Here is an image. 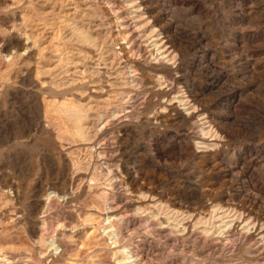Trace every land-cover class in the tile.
<instances>
[{
  "label": "rangeland",
  "instance_id": "obj_1",
  "mask_svg": "<svg viewBox=\"0 0 264 264\" xmlns=\"http://www.w3.org/2000/svg\"><path fill=\"white\" fill-rule=\"evenodd\" d=\"M140 1L138 21L130 0H0V250L20 264H119L126 245L98 223L87 235L109 194L125 213L126 244L147 264H264L251 225L220 250L209 237L230 221L227 206L264 223V0ZM155 30L173 41L175 64L149 54ZM123 31L139 57L120 51ZM158 76H177L173 91L194 99L211 135L199 116L181 120L184 105L168 106L175 94L159 95ZM203 140L214 143L206 153ZM100 142L110 172L94 151ZM135 194L162 207L132 205ZM150 211L155 229L142 221Z\"/></svg>",
  "mask_w": 264,
  "mask_h": 264
},
{
  "label": "bare ground",
  "instance_id": "obj_2",
  "mask_svg": "<svg viewBox=\"0 0 264 264\" xmlns=\"http://www.w3.org/2000/svg\"><path fill=\"white\" fill-rule=\"evenodd\" d=\"M120 2V1H119ZM109 5L112 7V6H115L114 4H112L111 2H108ZM109 6V8H110ZM117 7V6H116ZM128 8H132L133 11L132 13H137V16L134 18H137L138 21L139 20H143V11L145 10L143 7H142V1L140 0H130L129 2V5L127 6ZM113 8V7H112ZM114 14L113 15H117L118 18H119V12L117 13V11H114V9H111ZM111 11V12H112ZM131 15V14H130ZM133 15V14H132ZM142 16V17H141ZM115 17V16H114ZM133 18V17H132ZM120 19V18H119ZM103 20V19H102ZM22 21V20H21ZM119 22V21H118ZM123 24V23H122ZM143 24V23H142ZM147 26V23L144 24ZM143 25V26H144ZM119 26V25H118ZM140 26V25H139ZM127 27V26H126ZM125 27V28H126ZM122 28L121 30H123V27H120ZM161 30V29H160ZM120 36L122 37V40L123 41H126V45H123V46H119L120 47V51L121 52H128L130 54V57L132 56H136V57H139L137 56L136 54L140 55L141 52L143 51L142 48H138V51L135 53L134 52V49L136 48L135 44L133 42H131L130 40L132 38H130L129 34L126 35L125 32H120ZM166 33H160V34H156V30L155 32L153 31V33H150V35H146L145 36V43L147 44L148 48L150 50H148L149 54L151 56H154L155 59L158 58L159 62H164V65L165 63L166 64H175L176 61H175V58H176V53H175V50H174V44H173V41L170 40L166 35L165 36H161L160 35H164ZM117 35V34H116ZM143 39V38H142ZM123 44V42H122ZM24 48H26L27 50L29 49V46H27L26 44H21ZM119 45V44H118ZM117 45V46H118ZM145 45V44H144ZM21 47V46H20ZM9 50V49H8ZM121 55H124V54H121ZM135 57V58H136ZM141 57V56H140ZM123 58V57H122ZM129 62V61H128ZM133 62V61H132ZM131 62V63H132ZM130 64V63H129ZM163 64V63H162ZM126 67V66H125ZM167 66H165L166 68ZM128 70H129V73L128 75H133L132 76V80L129 82L131 84H129L130 86H132V88L136 87L138 85V80L135 78V70L132 69V67L128 66L126 67ZM138 71V70H137ZM170 71V70H169ZM120 72V71H119ZM125 72V71H124ZM128 73V72H126ZM175 75V74H174ZM126 76V75H125ZM127 77V76H126ZM128 78V77H127ZM157 80V79H156ZM159 86H160V96H163L164 98L165 97H169L171 96V94H175V91H173V88H174V85L179 83L178 82V79H177V76L175 77H171V78H168L167 76H158V80L156 81ZM127 83V82H126ZM100 84V83H99ZM128 84V83H127ZM41 87V86H40ZM138 88V86H137ZM136 89V88H135ZM125 90V89H124ZM136 90L134 89H130V91H127L125 93H123V98L122 100H124V103H128V100L131 99V94L132 92H134ZM92 92V91H91ZM94 92V91H93ZM96 92V91H95ZM121 100V101H122ZM170 100H173L171 101L172 103L168 106H172L173 103H177L178 104H182L186 107V110L188 111L186 114H181V113H178V116L181 118V120H186V122H188L190 124V126L192 125V122L194 120V118L196 116H199L200 117V121L202 122V126H205V128L207 129L206 130H201L203 132V135H211L212 133V129L214 128L211 124V122L209 121V118L205 115V114H199L198 110V106L196 104V102L194 101V99H192V97L190 96H187L186 94L183 95L182 93L178 92L175 94V96H173ZM176 100V101H175ZM129 106V105H128ZM174 106V105H173ZM169 107V108H170ZM177 106H175L176 108ZM184 107V108H185ZM128 108V107H127ZM151 108V107H150ZM167 109V108H166ZM171 109V108H170ZM178 109V108H177ZM121 110V109H120ZM123 111V110H122ZM163 111V110H162ZM161 111V112H162ZM180 111V110H179ZM130 112V111H129ZM119 113V110H115L113 111V113L111 114V117H113L114 119H117L118 118V114ZM127 117H130V115H126ZM177 116V117H178ZM110 117V118H111ZM121 118V117H120ZM106 119V118H105ZM111 120V119H110ZM110 120H106L104 121L103 120V125H102V128H103V133L102 135L105 133V131L107 130V127L108 125L110 124ZM198 120V119H197ZM197 124V123H196ZM219 129V128H218ZM205 131V132H204ZM216 133V132H215ZM214 136V135H213ZM202 137V136H201ZM208 138V137H207ZM213 138V137H212ZM209 139V138H208ZM207 139V140H208ZM202 140V139H201ZM207 140H203L201 141V144L199 145L198 148H200L201 151H198L200 153H206L210 150V147H212V143H209ZM99 141V140H98ZM212 141V140H211ZM102 147V144L101 142L99 144H96L94 146V151L95 153L101 158V168L103 169H106L108 170L109 172L111 171V167L110 166H107V163L105 161V156H104V152L103 150L101 149ZM93 150V149H92ZM100 167V166H99ZM94 171V170H93ZM7 186V185H6ZM130 195V194H129ZM143 195V194H142ZM155 195V194H154ZM49 196H56V192H50ZM57 197H59L60 199L63 198V196H60V195H57ZM65 197V196H64ZM132 197L133 200H131V204L133 205V201L135 203H140L138 199H142L141 202H143L144 205H146V203H149L148 206L150 209L149 210H152L153 209L155 210V207L156 206H159L158 203L154 204V200H152V202H150V199L148 198H140L138 197L137 199H135L136 197V194L133 195ZM49 199V198H48ZM106 211L103 212L102 214H100V216H96V217H92L93 219L91 220V223L89 224V236L91 237H94L92 235H96L97 231H95V226L97 223V225H100L98 228L96 229H102L103 230V233L105 235H107V238L111 241V244H114L115 246L117 245L118 248H121L120 246H123V245H126L125 247H123V249L121 248L120 250H118V253H116L115 255H118V263L119 264H147V260L148 259H144L142 257V254H139V252L137 251L136 247H132V246H129L126 244L127 240H126V237L123 235V232L121 230V227H125V226H122L123 224L125 225V219H124V214H121L119 213L118 209H116L115 205L113 202L109 201L110 198H109V194H106ZM155 199V198H153ZM13 201V200H12ZM2 203V202H1ZM152 203V204H151ZM161 203V202H160ZM243 203V202H242ZM3 204V203H2ZM5 206V205H4ZM115 206V207H114ZM142 206V205H141ZM160 206L162 207V205L160 204ZM159 206V207H160ZM216 207V206H215ZM146 206L144 208L138 206V211L137 213H144L146 212ZM225 209L224 208H220V209H215L214 212H222V210ZM148 210V211H149ZM104 211V210H103ZM131 211V210H130ZM134 211V210H133ZM148 212L146 215H143L142 217H144V220L143 221V224L144 226H146L147 228H149L150 226L153 227V223H152V219L154 217V215L152 216L150 213L152 212ZM135 212V211H134ZM175 212V211H174ZM207 212V211H206ZM213 212V211H212ZM136 213V215H137ZM151 216H150V215ZM178 214V213H177ZM207 214V213H206ZM124 215V216H123ZM142 215V214H141ZM205 214H203L204 216ZM209 215V214H208ZM207 215V216H208ZM211 215V214H210ZM209 215V216H210ZM127 216V215H126ZM150 216V217H148ZM141 217V216H140ZM208 218V217H207ZM222 218H229L230 221H228L223 227V229L221 230V233L218 235V236H215L214 237V234L212 233L209 237L210 239H213L215 240L214 241V244L211 245L212 248H215V249H218L220 250L221 249V246H219V244L222 245V243H226L227 241H231L233 237H236L237 235L240 236V238H242L243 236V233H242V229H241V226H246V227H243L244 228H247L251 225L252 226V229L256 232V235L262 240L264 241V223H261L259 224V222L257 221H253L254 218L252 217H249L247 213L243 212L242 210H239V207H233V206H227V209L224 210V213H222V216H221V219ZM143 219V218H142ZM206 219V218H203V220ZM189 220V219H188ZM130 221V220H129ZM225 221V220H224ZM185 222V221H184ZM128 223V222H127ZM131 223V222H130ZM37 224V223H36ZM75 224V223H74ZM142 224V223H141ZM187 224V223H186ZM190 224H188L186 227H185V231H187V236L189 239H192V242L195 243L197 240L199 241L200 238L198 236V234L195 233V230L193 229H190ZM150 227V228H152ZM41 228V227H40ZM75 228V227H74ZM72 228V229H74ZM154 228V227H153ZM127 229V227H126ZM155 229V228H154ZM37 230V229H36ZM42 230L38 231V232H41ZM124 231V230H123ZM37 232V233H38ZM96 232V233H95ZM244 232V231H243ZM88 233V232H87ZM160 233V232H158ZM161 233H165L166 234V231L163 230L161 231ZM168 233V232H167ZM245 233V232H244ZM217 234V233H216ZM215 234V235H216ZM246 234V233H245ZM169 236V235H168ZM177 236V234H176ZM128 237L129 238H132L130 236V234H128ZM127 237V238H128ZM237 238V237H236ZM38 239V238H37ZM168 239V238H167ZM238 239V238H237ZM44 239L41 237L40 240L38 241H43ZM107 240V239H106ZM254 240V239H253ZM209 241V240H208ZM243 241V240H242ZM240 240V242H242ZM232 242V241H231ZM253 242V241H252ZM40 243V242H39ZM122 243V244H121ZM124 243V244H123ZM42 244V243H41ZM110 244V245H111ZM51 245V244H50ZM106 245V244H105ZM173 245V244H172ZM177 245V244H176ZM59 246L60 247H65V244L63 242H59ZM97 246V245H96ZM112 246V245H111ZM116 247V248H117ZM140 247V246H139ZM173 247V246H172ZM175 247V246H174ZM113 248V247H112ZM86 249V248H85ZM263 249H264V245H263ZM259 250V249H258ZM140 251V250H139ZM180 251V250H179ZM262 251V250H261ZM70 254V253H69ZM19 254L17 253H14V252H2L0 250V264H20L21 260H23V258H19ZM114 257V256H113ZM150 262V261H149ZM28 263V262H26ZM24 263V264H26ZM69 264V263H67Z\"/></svg>",
  "mask_w": 264,
  "mask_h": 264
}]
</instances>
